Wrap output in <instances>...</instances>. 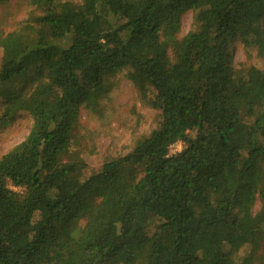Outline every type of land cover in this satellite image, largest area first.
<instances>
[{"label": "trees", "instance_id": "trees-1", "mask_svg": "<svg viewBox=\"0 0 264 264\" xmlns=\"http://www.w3.org/2000/svg\"><path fill=\"white\" fill-rule=\"evenodd\" d=\"M31 6L0 35L6 113L32 119L0 158V264H264V67L235 81L228 64L239 41L264 65V0ZM123 71L156 127L85 177L80 110Z\"/></svg>", "mask_w": 264, "mask_h": 264}, {"label": "rangeland", "instance_id": "rangeland-1", "mask_svg": "<svg viewBox=\"0 0 264 264\" xmlns=\"http://www.w3.org/2000/svg\"><path fill=\"white\" fill-rule=\"evenodd\" d=\"M32 11L31 0L1 3L0 35L13 37L17 34L25 26ZM193 28V13L186 11L181 16V32L178 38L184 37ZM261 61L255 48L248 50L239 41L230 44L228 64L235 81L244 78L252 66L264 67ZM125 75L126 72L123 71L108 79L107 96L96 111L84 108L80 110L71 152L85 164V177L98 171L107 160L127 155L140 137L147 136L156 127L158 113L140 98ZM2 88L0 86V91ZM6 106L0 95V158L20 144L32 126V119L28 114L19 112L11 116L6 113ZM183 147L180 142L174 144L170 148V154L180 152ZM259 207L257 202L254 211L257 212ZM246 253L247 249L240 251L241 256Z\"/></svg>", "mask_w": 264, "mask_h": 264}]
</instances>
